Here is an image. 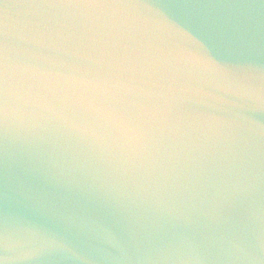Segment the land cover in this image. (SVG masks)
Here are the masks:
<instances>
[{"label":"clouds","instance_id":"obj_1","mask_svg":"<svg viewBox=\"0 0 264 264\" xmlns=\"http://www.w3.org/2000/svg\"><path fill=\"white\" fill-rule=\"evenodd\" d=\"M0 264H264V56L169 0H0Z\"/></svg>","mask_w":264,"mask_h":264},{"label":"water","instance_id":"obj_2","mask_svg":"<svg viewBox=\"0 0 264 264\" xmlns=\"http://www.w3.org/2000/svg\"><path fill=\"white\" fill-rule=\"evenodd\" d=\"M179 12L199 20L208 37L224 48L241 39L264 56V0H169Z\"/></svg>","mask_w":264,"mask_h":264}]
</instances>
